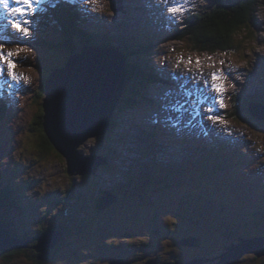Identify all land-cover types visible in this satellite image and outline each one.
Returning <instances> with one entry per match:
<instances>
[{"label":"rangeland","instance_id":"obj_1","mask_svg":"<svg viewBox=\"0 0 264 264\" xmlns=\"http://www.w3.org/2000/svg\"><path fill=\"white\" fill-rule=\"evenodd\" d=\"M75 1L76 6L80 5L81 10L88 9L97 12L98 14L95 15L100 23L99 26L103 27L102 24H105L107 27L108 33L105 34L100 29L96 30L94 34L97 35L96 40L109 39V45L105 47L106 50L115 53L117 50L129 53L130 45L144 46L147 44L140 50L137 62L138 75L135 82L139 87L143 89L152 87L154 83L148 82L150 79L154 80L155 77L170 81L169 72H172L170 68L184 65L192 72L207 74V84L210 83L214 86V90L209 93L212 95L217 93V97L213 100L218 105V111L226 109L230 112L235 102L238 101V97L241 99V103L246 102L244 98L246 95L257 103L251 108V112H255V116L261 117L256 123H264L262 110L264 105V4L257 15L259 25L251 29L252 32L249 33V36L245 32L240 34L244 39L238 38L240 44L236 49L228 54L221 52L209 54L191 51V45L188 42L180 41L175 44L169 42L172 40V34L168 29L172 30V27H167L165 23H161L157 30L152 25L149 30L150 20L159 19L155 12V5L150 8L139 7L138 9L143 12L136 19L126 10L113 12L111 0ZM175 1L179 2V5L184 4L182 7H177L182 8L180 13L183 12L185 5L200 3L202 7L207 4L205 0ZM143 3L146 4L147 0H143ZM16 6L17 4L13 3V7ZM35 7H38L44 17L43 21L37 20L32 23L34 20L32 16L29 23L25 25L30 30L28 35H32L30 43L25 40V37L28 36L18 32L12 25L13 20L18 19V15L14 17L8 9L0 5V17L6 22L10 21V32L21 34V37H10L13 41L0 45V51L5 55L9 52L18 53L10 59L17 65L14 72L17 73V78L20 76L23 79L21 81L23 84H19L25 92L18 95L13 104L11 102L10 114L1 113L0 117V191L9 187L6 196H11L14 199L11 206L4 207L5 213L0 220L5 226H13V231L9 230L12 239L27 242L26 239L17 236L15 232L25 230V233H30L29 238H34L41 226L48 228L52 225L54 227L63 225L72 230L71 235L64 236L63 229L52 230L62 236L60 242L63 238L64 240L62 244L47 250L46 254L42 255L39 252L43 258L40 259V262L47 261L50 252L55 256L56 252L53 254V250L61 246L54 258L57 262L55 264H80V261L82 264H103V257L106 256H109V261L116 256L128 258L125 255L124 247L130 246L132 241V244L146 243L148 245L146 250L139 251L141 259L134 254L130 255L129 260L137 259L135 264H146L149 254L161 256L158 258V264H168L176 259L187 260L186 263L190 262V264L196 261L199 263L195 264H213L214 262L223 264L224 260L221 259V256L229 252L227 247H231L230 245L240 235L264 236L262 235L264 233V178H259L253 173L264 162V131L260 128L255 129L247 124H234L241 135H245L246 140L245 142L237 140L233 146L225 145L219 140L205 139L187 143L182 149V155L185 156L182 161L179 156L178 144L174 146L167 144L168 148L165 147V144L171 141L169 135L175 123L178 124L176 118L158 114V121L154 122L155 118L152 116V121H147L144 127H148L154 133L152 126H158V129L161 128L160 133L154 137L147 138L145 136L144 138L143 134H136L137 130L133 134L123 131L126 129L127 120H132V112L122 118L123 114L120 115L121 124L118 128V136L90 138L79 148V152L84 158L96 155L99 158L98 163L106 160L107 164L97 166L93 174L69 176L66 171V162L57 153L55 155L50 153V155L41 158L38 154L40 134L34 129L35 119L40 113V101L38 102L36 96L42 88L41 69L42 66L51 63L54 68V70L51 69V74H53L60 68L58 65L63 68L67 66L68 56H64L63 49L50 51L41 46L45 43L53 47L54 43L59 44L62 39L61 29H58L55 24L56 15L60 14L58 12L60 10L59 0H41L40 4L34 5ZM50 7H56V9ZM128 7L132 11L137 9L130 5ZM88 10L86 12L95 17V12ZM31 15H28L27 19ZM68 15L75 17L72 18L73 21L76 20V15ZM142 16L149 19L141 18ZM139 23H141L138 25L140 27H136ZM118 26L122 28L123 36L115 34ZM155 26L157 27L156 24ZM79 27L83 35L93 36V34L87 33L84 26L79 25ZM76 47L75 52L79 53L82 47H78V45ZM167 50L171 55L170 59H168ZM170 52L172 53L170 54ZM89 58L86 57L85 60L89 61ZM189 59L192 61L191 64L188 63ZM127 60L134 66L131 57ZM197 60L200 61L199 65L196 63ZM0 65L6 68L3 61H0ZM56 65L57 67H55ZM161 65H166L168 70L158 72L155 68ZM213 73H216L220 78L213 80ZM248 75H253L251 80L255 83H244ZM193 77L195 79V75ZM141 78L149 81H140ZM5 79L13 81L12 77L7 74ZM56 81L59 82V80ZM233 84H245L246 86L250 84L251 90L247 87L243 91ZM217 85H223L222 92L216 90ZM142 92L146 95V90H142ZM138 95L141 96L140 93ZM221 100H223V104H221ZM141 107L142 105L134 113L139 114L138 110ZM121 112H117V114ZM156 112L159 113L160 110ZM242 114H249L247 107L242 111ZM233 123L236 122L233 121ZM166 125L169 127L166 128ZM209 136L213 140L220 136V133L210 132ZM108 149L114 152L112 159L106 157L105 151ZM174 151L178 153L177 160L169 162L165 156H171ZM214 152L217 154L214 155ZM41 159L42 161H40ZM29 170L30 173H28ZM152 172L156 176H151ZM170 172L173 173L169 180L171 188H168L167 181ZM179 172H185L189 178L184 179ZM192 178L193 180H191ZM85 182L89 184L91 191L88 190L79 198L76 193H79L78 188L87 184ZM70 186L73 190L70 189L71 193L68 195ZM137 189L138 192L134 195ZM191 189L196 192L192 194H196L197 198L188 196L190 193L185 192ZM109 191H116L121 197L120 202L115 203L116 199ZM103 192H109L111 199L107 200L108 206L97 211L96 206L99 204L97 193ZM181 194L186 199L182 206L178 207L175 204V199ZM141 196H144V200H140ZM42 197L49 198L48 201H52V203L56 198H62L64 214H61L57 208L53 209L52 203L45 204L44 200H41ZM219 206H223L220 210L221 216L233 215V220L236 215L240 216L242 224L238 227L224 228L211 225V218L204 217L208 224L199 225V227L197 222L193 221L198 214L208 216ZM46 208L49 213L46 212ZM141 214L143 218H141ZM144 215H148V217ZM149 217L150 219H148ZM85 222L86 230L84 229L85 231L80 234V230L77 228L81 224L84 225ZM158 227L160 230L167 227L173 234L168 238L165 235L160 237L161 232ZM155 228L159 237L155 235ZM121 231L127 233L126 236H133L135 239L127 241L121 238ZM193 232L200 235L203 233L202 235L206 236L209 243L206 244L204 239L200 240L202 236L198 237L199 240L196 237H190ZM197 234L191 235L197 236ZM236 234L239 235L236 236ZM188 239L199 241L201 248L198 243L190 247L179 245L178 242ZM31 243L32 241L28 240L25 246H29ZM105 244H109L110 248H106ZM104 247L106 250H102ZM23 248L16 249L32 250ZM167 248L168 251L165 252ZM258 252L260 256L243 254L237 262L227 260L226 264H264V244ZM202 258H205L206 262ZM207 259H216V261L209 262ZM0 264H32V262L20 256L11 262H5L0 258Z\"/></svg>","mask_w":264,"mask_h":264},{"label":"trees","instance_id":"obj_2","mask_svg":"<svg viewBox=\"0 0 264 264\" xmlns=\"http://www.w3.org/2000/svg\"><path fill=\"white\" fill-rule=\"evenodd\" d=\"M264 4V0H215V2H213L212 4H209L206 8L204 9H200L199 11L195 12H189L187 19H188V25L186 26V28H182V31H178L179 33L177 34V40L186 43L188 42L191 47L190 50L193 52H199V53H209V54H214V53H230L232 52L234 49L237 48V46L240 44V41H238V38H241V40L244 39L243 36H240V34L242 32L251 33V29L254 27H257L259 25L258 22V18L257 15L259 13V10L262 8ZM72 18L75 17H70V15L65 16V18L63 19V17H59L58 20V29H61V35H62V39L59 42V44H55L53 45V47H51V45H47L45 43H43L41 46L42 48H48V50H59V49H63L65 53L64 56H70L73 53H76L75 50H77V45L78 47H82L84 45L86 46H108L109 45V39H98L96 40L95 37H97V35H91L92 37H87V34L83 35V32L81 30H79V25L77 26ZM173 30V28H172ZM172 33V32H170ZM90 35V34H89ZM174 39V35L172 34ZM245 39H247L245 37ZM248 41H250V39L248 38ZM147 44H145L144 46H139L138 44H133L130 45L131 46V51L129 50V53H125L124 57L126 59V77L128 79V84L126 86V90L125 93L122 96V99L120 101L119 106L117 107V112L120 111H125L127 109H132L134 107L137 106L138 104V98L137 96L139 91H141L140 87L136 84L135 80L137 79V62H138V57H139V52L141 49L145 48ZM129 57H131L133 59V63L134 66L130 64V62L127 60L129 59ZM57 67V65L55 66ZM58 67H62L59 66ZM51 69L54 70V68L52 67V64H47L46 66H42L41 69V73H42V88H40V90L37 93L36 99L38 100V102L40 101V113L38 114V116L35 119V123H34V129L36 131L39 132L40 134V140H39V147L38 149L40 151H38V154L41 158H44L46 155H50V153H53L54 155L56 154V152L54 151L52 145L50 144L48 138L46 137L45 133H44V129H43V111H42V107H41V101L43 98V85L44 82L46 81V79L50 76L51 74ZM140 81L143 82H148V79L145 78H141ZM150 82H154L153 79H150ZM148 82V83H150ZM246 99L245 103H241V99L238 97V102H235V105H233V108L231 109L230 112H228L226 114V116H228L229 119H232L234 121H236L237 123L240 124H247L252 126L253 128H260L262 129V131H264V123H256L259 122V119H256L252 113L251 110H248V115H243L242 111L245 110L246 108V104H250L253 101L247 100V97H244ZM2 101V102H1ZM6 101L5 100H1L0 99V117L2 116L1 113H5L7 110L6 107ZM264 106V105H263ZM245 107V108H244ZM112 125H110L109 130L107 131V135H110L114 129H116L118 127V122L116 120V118H114V116L112 117V119L110 120ZM33 130V128H32ZM105 134V135H106ZM37 148V147H36ZM107 153L106 157L108 159H112L113 158V154L114 152L111 150H107L105 151ZM96 153V152H94ZM42 161V159L40 160ZM174 172V171H173ZM172 172V173H173ZM30 173V170L29 172ZM172 173L170 172L168 181H167V186L168 188H171V185H169V180L172 176ZM176 173V172H174ZM180 175H182L184 177V179L186 177H188L186 175L185 172H179ZM32 175V174H31ZM155 175L154 172L151 173V176ZM156 176V175H155ZM189 178V177H188ZM93 180V179H92ZM193 180V178L191 179ZM84 183V182H83ZM87 183V182H85ZM144 186V184H141V186ZM9 187L5 188L4 190L0 191V219L4 216L3 214L5 213V208L7 206H11V204H13L14 199L11 196H6L8 195L7 193L9 192L8 190ZM72 186H70V188H68V195L69 193H71V189ZM71 189V190H70ZM89 190V192L91 191V189L89 188V184H84L82 185L80 188H78V192L76 193L77 196L80 198L83 196V193L86 194L87 191ZM70 191V192H69ZM88 192V193H89ZM138 192V189L136 191V193L134 195H136ZM185 192H188L190 194H188V196H192L193 198H197L196 194H192V193H196L194 190H187ZM192 194V195H191ZM144 196L140 197V200H144L143 198ZM62 198L60 199H55L52 203V201H44L45 204L46 203H52L53 204V209H58L60 211V213L62 214L64 209L62 206ZM186 197L184 195H178L175 199V204L178 207H181L183 202L185 201ZM41 200H44V197H42ZM188 200V198H187ZM190 201V200H189ZM197 204V203H195ZM223 207V206H222ZM4 208V209H3ZM201 212V211H200ZM203 213V212H201ZM64 214V213H63ZM142 215V214H141ZM207 215V214H205ZM145 217H148V215H144ZM217 212L214 211L213 213H210L208 216H203V214L201 215H197L196 219L193 220L195 222H197V226L199 225H204V224H208L207 220L204 217H209L210 222H212V224L217 226H221L224 228H233L232 226H240L239 224H230L226 221H222L219 220L217 217ZM141 218H143V215L141 216ZM150 219V217L148 218ZM147 219V220H148ZM238 219L240 220L241 217L238 216ZM1 221V220H0ZM216 221V223H215ZM4 222V221H3ZM5 223V222H4ZM7 224V223H5ZM86 222L84 223V225L81 224V226H78L77 229L80 230V234L83 233L86 230ZM88 225V223H87ZM9 226V225H8ZM7 226V227H8ZM75 226V225H73ZM166 226V225H165ZM200 227V226H199ZM242 227V226H241ZM63 229L64 230V236L68 237L71 235L72 230L69 229L67 226H56L54 227L53 225L48 227V228H39V231L37 233V235L35 237H40L42 235H44L45 233H47L49 231V229ZM9 230L11 229L13 231V226H9L8 228ZM85 229V230H84ZM159 231L161 232L160 237H163L165 235L166 238H168L170 235L173 234L172 231H169L168 228L166 227V229L160 230V228L158 227ZM79 232V231H78ZM17 233V236L22 237L24 239L27 240H31L32 241V237L29 238L30 233H25V230H20ZM157 230L155 228V235L157 236ZM191 234L196 235V232H193ZM190 234V237H196L198 239V237H200V240H205L208 244L209 242L206 240V236H203L201 233L197 234V236H193ZM28 235V236H27ZM239 234H236V236H238ZM264 235V233L262 234ZM180 236V235H179ZM178 236V237H179ZM159 237V236H157ZM38 238H35L36 241L32 242L29 246H27L25 249L29 248L32 249L33 247H35L37 245V240ZM243 238V236L240 235L239 238L237 239H241ZM176 239V238H175ZM64 240V238H63ZM63 240L60 242L62 244ZM199 240V239H198ZM148 242V241H147ZM28 243V241H27ZM59 243V244H60ZM198 245L200 246L199 248H201V243L198 241L197 242ZM58 244V245H59ZM57 245V246H58ZM147 244L146 243H138V245L136 244H132L131 246L134 248L135 246L137 247V249H144L145 246ZM150 245V244H149ZM63 246V245H62ZM204 247V245H202ZM106 248H110L108 246H105ZM103 248L102 250H106V248ZM61 249V246L56 249L53 250V254L57 251H59ZM34 250V249H33ZM156 251V250H155ZM168 251V248L165 252ZM170 251V250H169ZM34 253H31L30 250L26 251V250H13V251H9V252H5V253H0V258L2 260H4L5 262H11L14 259H18L20 256L25 257L27 260L31 261L32 264H55L57 263L54 258L56 257V253L55 256L51 255L50 252V257L47 261L45 262H40V260L38 259L39 257V253L36 252L35 250L32 251ZM158 252V251H157ZM38 253V254H37ZM33 254V255H32ZM131 255V254H130ZM159 255V254H158ZM150 256L154 257L155 259L159 260L158 258H160L161 256L157 255H153L150 254ZM79 256L77 255V258ZM80 260H81V256H80ZM177 262H171L168 264H187L185 263H181L178 259H176ZM151 262V261H150ZM183 262V261H182ZM80 264L81 261H80ZM215 264V263H213Z\"/></svg>","mask_w":264,"mask_h":264},{"label":"water","instance_id":"obj_3","mask_svg":"<svg viewBox=\"0 0 264 264\" xmlns=\"http://www.w3.org/2000/svg\"><path fill=\"white\" fill-rule=\"evenodd\" d=\"M88 49L85 46L79 53L67 58V66L55 70L46 79L47 83L45 81L43 85L41 107L44 133L54 151L66 162V171L69 176L93 174L97 166L106 163L105 159L98 163L99 158L96 156L84 158L79 152V148L88 139L101 137L107 133L112 125L110 120L114 116L127 85L124 78L121 80L114 78L107 83H96L93 71L95 75L101 74L102 63L108 70L112 72L115 70L112 62L108 59L110 58L108 53H105L106 49L94 48L96 55L90 53ZM97 56L103 59L102 62L95 58ZM86 57H90L89 61L85 60ZM116 57L124 60L121 55ZM78 75L79 77H77ZM107 96L109 97L107 98ZM108 99H111L110 105H108ZM251 113L255 115V112ZM254 117L261 119V117ZM109 198L111 199L110 193H105L103 197L99 198L98 205L103 208L108 206ZM4 227L0 222V253L22 248L26 244L25 241L12 239L9 230ZM61 239L62 236H59L56 231L50 230L38 238L36 246L39 250L37 251L42 255L46 254L47 250H51ZM196 242V239H188L178 243L190 247ZM263 244L264 239H254L232 245L228 247L229 252L221 256V259L224 260L223 264H226L227 260L237 262L243 254L260 256L258 250ZM38 259L42 260L43 258L39 256ZM121 263L127 264L121 261L111 262V264ZM149 264H153V262Z\"/></svg>","mask_w":264,"mask_h":264},{"label":"snow or ice","instance_id":"obj_4","mask_svg":"<svg viewBox=\"0 0 264 264\" xmlns=\"http://www.w3.org/2000/svg\"><path fill=\"white\" fill-rule=\"evenodd\" d=\"M23 5L25 7H11V3H16V4H20L21 0H0V5L3 6V8L8 9L9 12L15 17V16H19L21 18L26 17L28 15H31L34 12V5H38L41 3V0H22ZM171 11L173 13H177L180 12L181 9L180 8H172ZM29 21L26 19H14L12 22L13 27L20 32L23 35H28L29 33V29L27 27H25L24 25L28 24ZM13 55H18V53H7L6 55L0 51V61H3V64L6 65V68L4 66H0V75H9L12 77V79H16V74L14 72V69L17 67L16 63L13 62L10 57H12ZM188 63L191 64L192 61L191 59L188 60ZM197 65L200 64V61L197 60L196 61ZM220 77L217 76L216 73L212 74V79L216 80L219 79ZM216 90L218 92H222L223 91V85H217L216 86ZM221 104H223V100H221Z\"/></svg>","mask_w":264,"mask_h":264},{"label":"bare ground","instance_id":"obj_5","mask_svg":"<svg viewBox=\"0 0 264 264\" xmlns=\"http://www.w3.org/2000/svg\"><path fill=\"white\" fill-rule=\"evenodd\" d=\"M176 4L177 5H179V2H176ZM74 5L75 4H71V8L70 9H73L74 8ZM16 7H25L24 5H23V2H22V0H21V3L20 4H17V6ZM69 11V14H71L72 16H74L73 14H72V11L71 10H68ZM75 12V11H74ZM18 19H26V20H28L27 19V16L26 17H23V18H21V17H19L18 16ZM25 26V25H24ZM171 28V27H170ZM30 31V30H29ZM170 34H172V33H170ZM21 35V34H20ZM173 38V36H171V39ZM112 43V42H111ZM124 46V45H123ZM93 47H95V46H93ZM88 50H90L89 52L90 53H92L93 55H96V52H95V49L94 48H92L91 46H88ZM105 53H108V55H109V57L110 58H108V59H110V62H112V64H113V66H114V72H112V71H110V70H108V68L102 63V70H101V74H96L95 75V73H94V71H93V77L95 76V82L96 83H107V81H110L111 79H114V78H117V79H119V80H121V79H126V81L128 82V79H127V77H126V71H125V69H126V63H124L125 62V60H121V59H116V56H118L119 54H117V53H115V52H112V51H109V50H105ZM76 54V53H75ZM103 56V55H102ZM95 58H98V61H101L102 62V58L100 57L99 58V56H97V57H95ZM94 58V59H95ZM125 58V57H124ZM108 63H109V61H108ZM110 64V63H109ZM125 66V67H124ZM71 69V68H70ZM73 70H75L74 68H72ZM76 71V70H75ZM226 72V71H225ZM77 77H79V75L77 76ZM188 77L190 78V80H192V81H197L196 79H194V77H193V75H192V73H189L188 74ZM19 78H20V76H19ZM169 81V80H168ZM20 84H23V82H21ZM208 86L210 87V88H212V89H214V86H212L210 83L208 84ZM109 96H107V98H108ZM106 98V99H107ZM108 101V105H110L111 104V99H108L107 100ZM167 127H169V125H166V128ZM146 128H148V127H144V129H146ZM152 128L154 129V135H157V134H159L160 133V129L161 128H159L158 129V126H152ZM150 130V129H149ZM143 133H145V132H143ZM171 134V133H170ZM198 135H200L199 133H198ZM202 144V143H201ZM151 155V154H150ZM157 158V157H156ZM96 209H97V211H101V210H103L104 208L103 207H101L100 205H98L97 204V206H96ZM1 222V221H0ZM2 223V222H1ZM3 224V223H2ZM4 225V224H3ZM5 226V225H4ZM4 228H6V227H4ZM12 237V236H11ZM27 243V242H26ZM60 243V242H59ZM59 243H57V244H55V246L54 247H56ZM197 243V242H196ZM48 245H50V244H48ZM23 247H27V246H23ZM22 247V248H23ZM53 247V248H54ZM24 249V248H23ZM33 249L36 251V252H39V251H37V250H39V248H37V246H35V247H33ZM15 250V249H14ZM11 251H13V250H11ZM7 252H9V251H7ZM1 253H5V252H1ZM39 256H40V253H39ZM204 262H206V260L204 261ZM194 263H199V261H196V262H194ZM205 264V263H204Z\"/></svg>","mask_w":264,"mask_h":264},{"label":"flooded vegetation","instance_id":"obj_6","mask_svg":"<svg viewBox=\"0 0 264 264\" xmlns=\"http://www.w3.org/2000/svg\"><path fill=\"white\" fill-rule=\"evenodd\" d=\"M111 194L114 196V199H116V201H115V203L116 202H120V199H121V197H120V195L115 191H113V192H111ZM102 195L103 194H99V196L97 197V199L98 198H100V197H102ZM48 199L49 198H45L44 199V201H47L48 202ZM44 212V211H43ZM46 212L47 213H49L48 212V210H47V208H46ZM46 213V214H47ZM39 226H41V224H38ZM42 227V226H41ZM40 227V228H41ZM54 229V228H53ZM53 229H49V230H53ZM126 234L127 233H125V232H123V231H121V238H123V239H125V240H127V241H129V240H131V239H135V238H133V236L132 237H130V236H126ZM35 238H38V237H34V238H32V242H34V241H36V239ZM27 240V239H26ZM28 241V240H27ZM31 241V240H30ZM131 245H132V241H131ZM125 246L124 247V249H126V250H124V252H126V257H128V258H124V257H122V256H116L115 258H113L111 261H109V256H106V257H103L104 259V261H103V264H111V262H113V261H121V262H126L127 264H135V262L137 261V259L136 258H134V260H129V258H130V254L132 255V254H134V256L136 255V256H139V259H141V257H140V254H139V251H141V249L139 248V249H137V247L135 246L134 248L132 247V246ZM105 246H108V247H110L109 246V244H105ZM148 248V245H146L145 246V248L143 249V250H146ZM121 249V248H120ZM32 250H33V248H32ZM32 250H30V252L31 253H34V252H32ZM27 251V250H26ZM29 251V250H28ZM124 252H122V253H124ZM138 259V260H139ZM143 259V258H142ZM202 259H204L205 260V258H202ZM208 261H209V259H207ZM211 260H213V259H211ZM147 262H146V264H149V262L151 261V262H153V264H158V260L157 259H155L154 257H152V256H150V254L148 255V259L146 260ZM181 263H183V262H186L187 260H185V261H183L182 262V260H179ZM174 262H177L176 260H174ZM215 263V262H214Z\"/></svg>","mask_w":264,"mask_h":264},{"label":"clouds","instance_id":"obj_7","mask_svg":"<svg viewBox=\"0 0 264 264\" xmlns=\"http://www.w3.org/2000/svg\"><path fill=\"white\" fill-rule=\"evenodd\" d=\"M6 227H7V225H6ZM8 229V228H7ZM9 230V229H8Z\"/></svg>","mask_w":264,"mask_h":264}]
</instances>
